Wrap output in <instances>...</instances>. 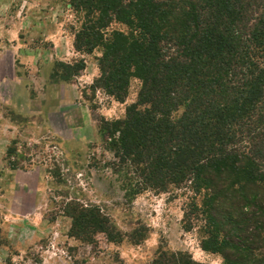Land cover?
Returning a JSON list of instances; mask_svg holds the SVG:
<instances>
[{
    "label": "trees",
    "instance_id": "16d2710c",
    "mask_svg": "<svg viewBox=\"0 0 264 264\" xmlns=\"http://www.w3.org/2000/svg\"><path fill=\"white\" fill-rule=\"evenodd\" d=\"M76 52L96 56L95 87L124 102L101 119L107 160L127 201L146 192L181 200L182 225L223 264H264V0H65ZM85 62H57L70 82ZM71 237L123 234L97 206H65ZM144 240V239H143ZM153 264H203L159 249Z\"/></svg>",
    "mask_w": 264,
    "mask_h": 264
},
{
    "label": "rangeland",
    "instance_id": "374dc122",
    "mask_svg": "<svg viewBox=\"0 0 264 264\" xmlns=\"http://www.w3.org/2000/svg\"><path fill=\"white\" fill-rule=\"evenodd\" d=\"M76 21L65 0H0V264H153L159 249L223 264L221 256L202 250L197 232L183 229L181 200L153 191L125 198L107 166L113 156L98 125L102 118L122 120L141 83L131 81L123 103L96 88L100 53L76 52ZM82 61L85 69L70 82L53 77L57 62ZM21 100L39 116L13 111ZM36 182L46 191V205L42 214L25 218ZM74 200L101 209L125 234L123 242L106 234L91 242L71 237L64 208Z\"/></svg>",
    "mask_w": 264,
    "mask_h": 264
},
{
    "label": "crops",
    "instance_id": "0c3cea01",
    "mask_svg": "<svg viewBox=\"0 0 264 264\" xmlns=\"http://www.w3.org/2000/svg\"><path fill=\"white\" fill-rule=\"evenodd\" d=\"M68 91V93H66ZM63 92H65V94H64V96L61 98L62 100H64V101H66V99H67V96H66V94L68 95L69 94V89H68V86H64L63 87ZM68 97H70L69 95H68ZM61 99L58 101L59 103H61ZM11 100H13V99H11ZM9 101L10 100H5V103L7 104V105H9L8 103H9ZM10 102H12V101H10ZM23 104H25V110L23 109L24 107H23ZM43 105V104H42ZM12 106V105H11ZM14 107V106H13ZM13 109V111H15L18 115H22L23 117H32V116H36V115H38L39 116V114H35V112H33L30 108H29V102H27V101H25V103H24V100H21V106H19V104L15 107V108H12ZM33 112V113H32ZM43 114H44V116H45V113L43 112ZM62 116H63V114H61ZM46 116H53V115H46ZM52 120V119H51ZM63 122L65 123V121H64V117H63ZM42 185L40 184H38L37 185V182L35 183V185H34V187H32L33 189H30L29 190V193L30 194H32L33 196H34V200H33V203H32V205H31V207L29 208V210L26 212V213H24V214H26L25 216V218H27V217H29V216H32L33 214H39V212L41 211V209H43L44 207H45V205H46V197H47V194H46V191L44 192V190L42 189V187H41ZM7 199H9V200H11L12 199V197L10 196V197H8ZM41 214H42V212H40ZM34 236H35V238L36 237H38L39 235H38V233H37V231L35 230V232H34Z\"/></svg>",
    "mask_w": 264,
    "mask_h": 264
}]
</instances>
